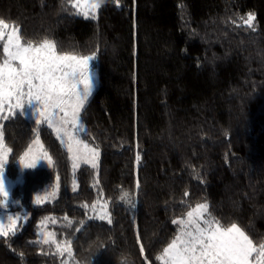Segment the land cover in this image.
Here are the masks:
<instances>
[{"label": "trees", "instance_id": "1", "mask_svg": "<svg viewBox=\"0 0 264 264\" xmlns=\"http://www.w3.org/2000/svg\"><path fill=\"white\" fill-rule=\"evenodd\" d=\"M75 2L0 0V20L22 41L95 57L97 89L80 118L100 153L74 191L53 129L27 109L3 119L11 178L37 134L53 168L28 170L15 188L31 218L0 237V264H159L173 221L202 203L222 226L264 241V0H103L89 19ZM52 173L57 198L34 206ZM100 196L111 223L91 218ZM46 222L58 242L71 241V256L42 243Z\"/></svg>", "mask_w": 264, "mask_h": 264}, {"label": "snow or ice", "instance_id": "2", "mask_svg": "<svg viewBox=\"0 0 264 264\" xmlns=\"http://www.w3.org/2000/svg\"><path fill=\"white\" fill-rule=\"evenodd\" d=\"M102 3L103 0H94L91 4H87L86 0H76L72 6L77 14L82 13L87 18L91 12L95 18ZM254 19V15L249 14L244 23L252 28ZM92 59V56L58 52L55 42L48 39L35 45L22 41L18 26H10L0 20V119L15 115V110L25 113L27 107L37 114V125L46 123L56 132L57 139L67 148L74 168L80 160L96 168L99 156L97 148H90L74 136L81 126L80 112L93 89L89 68ZM5 110L8 115H3ZM33 145L37 146L35 151ZM10 152L11 149L4 143L3 126L0 125V197H3L0 207H7L8 204L9 190L5 186L3 168ZM41 156L49 164L53 163L37 134L21 157V163L25 168H34ZM136 160L139 162V155ZM48 195L54 196L55 192ZM128 197L129 194L124 192L120 199L127 200ZM46 199L48 196H38L36 203L40 204ZM92 207L95 209V204ZM208 207L207 203L199 204L187 212L186 219L173 221L180 226V231L158 259H162L163 264H264V241L255 243L235 223L222 226L208 214ZM106 216L107 213L99 218L105 219ZM19 219L8 216L6 224L0 222V237H7L9 233L14 235ZM108 222L111 223L110 217ZM50 242L61 256L64 253L72 255L71 241L58 242L53 233H48L42 243Z\"/></svg>", "mask_w": 264, "mask_h": 264}, {"label": "rangeland", "instance_id": "3", "mask_svg": "<svg viewBox=\"0 0 264 264\" xmlns=\"http://www.w3.org/2000/svg\"><path fill=\"white\" fill-rule=\"evenodd\" d=\"M92 2H94V0H86L87 4H91ZM97 12L95 14V17L97 15ZM80 15L85 17L82 13ZM87 18L88 19L89 18H93L92 15H91V12H90V14H89V16ZM5 31H7V30H5ZM92 57H93V59L89 62V68L91 70V75H92V80H93V89H92L91 95L88 97L87 101L85 102L84 107L87 104V102L89 101V99L93 96L95 90L97 89V84H98L97 67H96V65L94 63L95 57L94 56H92ZM81 87H82V85H81ZM5 107L7 108V106H5ZM84 107H83V109H84ZM26 109H27V107H26ZM82 110H81V112H82ZM27 111H28L30 116H34V117L37 118V114H34L31 110H28V109H27ZM81 112H80V115H81ZM3 115H8L7 110H5ZM80 121H81V118H80ZM0 125L3 126V119H0ZM55 134H56V132H55ZM56 136H57V134H56ZM74 136L77 139L83 141V143L88 144L90 148H95L94 146L89 144V138L90 137H89V134L86 131L82 121H81L80 128L77 131L74 132ZM3 138H4V135H3ZM39 140H40V138H39ZM40 142H41V140H40ZM60 143H61V141H60ZM41 144H42V142H41ZM62 146L66 150V152L68 154V158L70 159V154L68 153L66 146L64 144H62ZM36 147L37 146L33 145L34 151H35ZM43 148H44V146H43ZM10 153H8V155H7V159H6V162L4 164V168H3L4 181H5L6 188L9 190V198H8L7 207H0V222H4L6 224L8 216L20 217V219L17 221V227H16V230H17V229H20L21 227H23L24 225H26L29 222V220L31 218V213H30L29 210H27L26 207L23 206V203L21 201L22 199L16 200L14 198L13 192H14L15 188L17 186H20L24 182V176H25V173L28 170H33V169H37V168L52 169L53 168V163L49 164L47 159H45V158H43L41 156L36 162V167H34V168H25L24 164L21 163V158H20L19 161H18V164H17L18 177L16 179H13L7 174V165H8V162H9ZM37 155H39V154L37 153ZM70 161H71V167H72V172H73V183H72L73 184V190L77 191L79 189L78 170L83 165L90 166V167H92V165L90 163H85L83 160H80V161H77V166L74 168L73 167V160L70 159ZM98 165H99V156H98V159H97V167H96V169L98 168ZM52 192H55V195L54 196H49L48 194L52 193ZM58 194H59V176L56 173H52L50 175V180L46 184V186H44L43 188H40L39 190H37V191H35L33 193V195H32V203H33L34 206L44 205V204H46L48 202L54 201L57 198ZM38 196L39 197L48 196V199L42 200V202L40 204H37L36 203V198ZM0 200H3V197H0ZM105 204H106V207H104ZM105 213H107L108 216H106L105 219H100L99 217L101 215H104ZM90 215H91V218L94 219V220H99V221H102V222L109 223L108 222V217H110L109 207H108V204L105 202V200L103 199L102 196H100L98 198V202L95 204V209H93V207H92V209L90 210ZM186 218H180V219H186ZM110 219H111V217H110ZM180 219H178V220H180ZM47 223L48 222H46L45 225L42 226L40 228V230H39V233L41 235V239L42 240L45 238V236L48 233H53L54 234V232L52 230L45 228ZM176 227H177V234H178L179 231H180V226L178 224H176ZM159 264H163V260L162 259H159Z\"/></svg>", "mask_w": 264, "mask_h": 264}]
</instances>
